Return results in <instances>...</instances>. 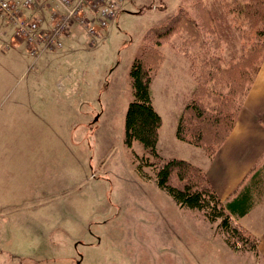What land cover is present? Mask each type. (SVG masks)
I'll use <instances>...</instances> for the list:
<instances>
[{"label": "rangeland", "instance_id": "1", "mask_svg": "<svg viewBox=\"0 0 264 264\" xmlns=\"http://www.w3.org/2000/svg\"><path fill=\"white\" fill-rule=\"evenodd\" d=\"M235 1L113 0L116 17L97 40L75 25L61 48L36 61L14 38L17 46L4 49L14 27L2 22L0 264H258L248 261L256 257L253 261L264 264L260 248L258 254L237 255L218 223L180 207L157 185L155 168L146 165L158 160L140 143H126L130 72L143 54L152 71L153 105L162 118L159 152L165 159L199 161L204 149L176 137L194 88L182 45L186 30L176 28L161 38V54L143 53L144 44L156 47L145 36L178 10L199 20L203 7L211 17L205 21L201 14L208 41L203 53L216 52L218 45L222 64L229 67L252 44L244 21L249 17L237 11ZM246 59L247 72L230 71L235 83L222 85L230 90L232 84L236 97L255 74ZM252 59L257 65L261 57L256 53ZM226 129L219 126L220 136ZM170 183L183 186L175 173ZM261 198L264 203V193ZM235 224L246 230L239 219Z\"/></svg>", "mask_w": 264, "mask_h": 264}, {"label": "trees", "instance_id": "2", "mask_svg": "<svg viewBox=\"0 0 264 264\" xmlns=\"http://www.w3.org/2000/svg\"><path fill=\"white\" fill-rule=\"evenodd\" d=\"M234 3L240 14L251 18H245L244 21L247 23L245 27L250 28L252 33L250 34L252 44L244 58L242 56L239 62L230 63L229 67L222 64L224 59L220 55L218 45L214 46L217 49L216 52L210 53L207 50L203 53L204 47L208 46V41L203 37L202 23L204 21L201 14L205 21H210L211 18L203 7L201 12H198L199 20H189L187 15L185 16L181 10H178L164 24L151 27L145 38L149 44L153 42L156 47L147 44L143 47V53L149 49L161 54L157 48L161 38L176 28L186 30L182 45L185 43L184 47L187 49L184 54L188 56L192 64L194 88L191 99L179 117L176 137L180 141L202 147L210 157L217 153L234 130L244 102L264 61V0H249L248 2L239 0ZM256 53L261 57L257 65L252 63V55ZM152 55L156 58L155 54ZM246 57L248 58L247 65H253L252 69L255 74L251 81L249 80L248 87L243 89L242 95L236 97L235 87L232 85L235 81L230 78V71L240 68L242 73L247 72L244 66ZM144 62L142 54L136 58L130 72L133 100L126 113V143L130 146L134 142L140 143L150 157L161 163L154 161L146 164L155 168L157 185L168 193L180 207L201 211L209 222L218 223L217 229L223 233L226 245L234 253L239 256L256 252L258 254L257 238L236 225L235 221L248 214L260 202L262 203L264 165L252 172V175L239 187L232 198L223 201L210 184L202 168L184 159H165L157 148L162 118L153 105L152 71L145 66ZM228 81L232 83L230 90L222 86ZM222 123L227 129L220 136L219 126ZM209 126H213L212 137L209 134ZM174 173L183 182V186L170 183V178Z\"/></svg>", "mask_w": 264, "mask_h": 264}, {"label": "crops", "instance_id": "3", "mask_svg": "<svg viewBox=\"0 0 264 264\" xmlns=\"http://www.w3.org/2000/svg\"><path fill=\"white\" fill-rule=\"evenodd\" d=\"M36 12V9L24 10L21 16L33 17ZM5 22L13 26L9 21ZM77 34L78 31L74 29L73 35ZM1 35L7 37L8 32L1 31ZM197 160L199 161L194 164L203 169L210 184L223 201L232 198L252 172L264 165V63L228 139L214 158H209L204 152L197 156ZM261 214H264V203L255 206L239 219V222L258 239V248L264 256V223H260ZM255 259L258 260L257 257ZM255 259L248 261L261 264L260 261H253Z\"/></svg>", "mask_w": 264, "mask_h": 264}, {"label": "built area", "instance_id": "4", "mask_svg": "<svg viewBox=\"0 0 264 264\" xmlns=\"http://www.w3.org/2000/svg\"><path fill=\"white\" fill-rule=\"evenodd\" d=\"M34 8H38L34 18L21 16L24 9ZM115 16L113 0H0V19L14 24L16 40L25 42L34 58L61 48L73 25L83 28L91 41L97 40L98 29L107 27Z\"/></svg>", "mask_w": 264, "mask_h": 264}]
</instances>
